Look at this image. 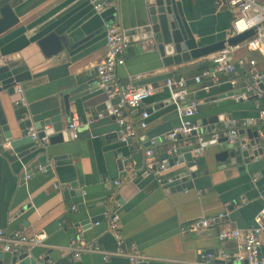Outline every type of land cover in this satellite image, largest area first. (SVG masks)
<instances>
[{"label":"crops","instance_id":"crops-1","mask_svg":"<svg viewBox=\"0 0 264 264\" xmlns=\"http://www.w3.org/2000/svg\"><path fill=\"white\" fill-rule=\"evenodd\" d=\"M107 1L112 6L100 12L93 8L91 0L11 2L18 21L0 35V68L9 66L16 72L28 71L29 77L14 86V90L22 87L21 94L4 96L2 108L7 122L14 125L16 115L26 113L34 123L57 112L65 128L64 98L71 97V117H77L81 125L77 138L67 133L62 143L53 145L35 141L12 149L9 142L0 139V228L9 238L15 232L27 237L46 235L42 243L23 244L18 248L33 254L36 264H132L123 255H110L103 260L102 254L87 250V244L93 242L104 251H113L118 239L128 251L140 252L143 261L138 264H201L202 253L218 255L221 250L235 251L236 243L220 241L218 232L251 227L255 215L264 208V151L246 169L218 161L216 145L212 143L217 135L207 131L202 119L218 114V123L224 131L226 122L230 121L232 129L237 130L249 126L251 120L258 131L256 109L246 100L236 101L231 95L249 83V60L254 58V69L263 72L264 59L259 53L243 48L233 52L237 88L223 73H212L210 57L213 53L165 67L148 38L149 31L145 30L146 0ZM180 1L187 18L205 40L212 41L222 29L229 36L235 10L228 5V0ZM107 21L119 24L130 40L124 63L117 67L115 74L120 83L144 86L136 84L173 72L171 78L186 80L188 100L199 102L193 119L199 120L202 126H197L194 134L180 141L182 148L177 157L182 162L170 166L166 159L167 168L156 174V179L143 181L149 174L144 173L145 164L152 160L145 151L150 148L161 158L168 144L161 140L158 144L150 141V145L145 146L146 131L176 110L173 103L159 105L170 99L165 80L147 84L154 91L140 109L149 112V108H157L149 112L145 129L138 126L140 113L124 112L137 129V135L130 141L121 142L118 129L108 138L92 135L86 125L95 107L109 100L99 89L96 77L97 63L107 50ZM50 31L56 32L64 43L57 53L45 55L37 41ZM196 75H200V82L194 81ZM254 96L255 102L261 101L264 106V91ZM105 113L109 111L102 112ZM169 121L175 126L180 118L177 114ZM215 130L217 128L212 131ZM31 132L37 130L33 128ZM229 132L227 129L224 134L231 140ZM259 136L264 150V137L260 133ZM198 146L202 152L195 156L194 149ZM27 148L33 149L19 157ZM40 156L46 157V164L37 161ZM27 168L29 174L25 173ZM47 168L50 171L47 172ZM132 171L136 172L134 178L126 180ZM180 172L185 173L190 187L166 191L161 181ZM114 180H120L121 184L113 185ZM76 187L82 190L84 209H79L71 196L70 192L74 193ZM220 213L224 217L219 218L215 226L188 230L197 218ZM113 216L118 218L115 230L109 227ZM94 219L98 221L92 222ZM75 248L82 249L79 258L73 257ZM262 251L264 253V236ZM10 255L11 252H5V259Z\"/></svg>","mask_w":264,"mask_h":264},{"label":"built area","instance_id":"built-area-1","mask_svg":"<svg viewBox=\"0 0 264 264\" xmlns=\"http://www.w3.org/2000/svg\"><path fill=\"white\" fill-rule=\"evenodd\" d=\"M93 8L100 12L101 10L110 8L112 4L107 0H91ZM228 5L232 7L233 18L229 29V36H233L247 30L252 29L254 34L237 45H225L222 49L213 53L210 57L211 70L213 74L223 73L227 76L228 82L233 87H239V82L235 76L236 66L232 60L233 52L238 48L246 49L248 52H257L264 59V2L259 3L255 0H228ZM105 40L106 53L100 59L96 66L97 85L99 89L104 92L109 99L118 96L119 103L114 105L111 109L112 115L116 117L119 124L117 130L118 138L121 142H127L132 137L137 135V129L128 115L132 114L134 110L141 107L142 102L152 95L154 89L149 85L132 87L131 85L122 84L116 78L117 67L122 65L125 60V54L130 45L129 37L123 32L119 24L114 21H108L105 25ZM251 68L249 69V83L244 87L237 89L231 95L236 100H247L251 96L263 92L258 87V82L264 77L263 72H257L254 69L255 60H249ZM195 82H200V75L193 77ZM165 86L170 91V99L174 104L177 114L180 118L179 123L171 128L165 135L167 140V154L170 157L178 156L181 152L182 145L180 141L183 138L191 136L197 129V123L193 119L199 102L195 99L188 100L189 90L186 87V80L183 78H167L165 79ZM22 87L17 86L15 92L21 94ZM24 101L23 97L20 98ZM258 109V119L260 128L258 129L261 136L264 137V108ZM149 112L142 111L139 115L138 126L145 129L148 126ZM81 125L77 117H71L69 123L66 124L65 130L70 133L72 138H77L78 129ZM236 134V129L229 132L230 139ZM31 136L38 144L47 142V137H37V132H31ZM201 145L202 139L199 138ZM202 152L201 146L194 149V155L198 156ZM146 156L151 158L144 167V173L159 174L162 170L167 168L166 159H162L155 155L152 149H146ZM179 163V162H176ZM175 163V164H176ZM134 171L130 172L126 180H131L135 176ZM172 178H167L166 181H171ZM113 185L119 186L120 180H114ZM73 209L75 206L72 207ZM224 217L223 213L217 215H210L197 218L192 222L188 230H198L201 228H209L216 225L219 218ZM117 216H113L109 221L111 230H115ZM97 222V221H95ZM254 225L251 227L240 229H225L218 232V239L220 241H234L236 243L235 251L228 253L221 250L218 255L213 253H202L200 255L201 264H264V253L262 251L263 236H264V208L258 211L254 217ZM46 239V235L38 234L32 237H27L15 232L13 237L9 238L3 233L0 228V252H12L19 250L18 248L23 244L36 245L42 243ZM87 250L102 254V259L107 260L110 255H123L128 258L130 263L138 264L143 261V256L136 249L127 250L122 246L121 240L118 239L117 247L113 251H104L97 244L90 242L87 244ZM82 249L75 248L73 257L79 258Z\"/></svg>","mask_w":264,"mask_h":264},{"label":"water","instance_id":"water-1","mask_svg":"<svg viewBox=\"0 0 264 264\" xmlns=\"http://www.w3.org/2000/svg\"><path fill=\"white\" fill-rule=\"evenodd\" d=\"M12 1L13 0H0V35L14 26L18 21L11 5ZM146 4L147 26L145 30L149 31L148 38L157 48L165 67L208 56L222 49L225 45H237L254 34V31L250 29L233 36H227L224 29H222L214 35L212 41H208L203 38L202 34L197 32L191 21L187 18L180 0H146ZM63 43L64 41L54 31H50L37 41L38 46L45 55L57 53L61 49ZM172 76L173 72H165L140 80L136 85H147L152 82L171 78ZM28 77V71L16 72L9 66L0 68V139L9 142V146L12 149H16L20 146L35 142V139L32 138L30 133V130L32 131V129L35 128L37 130V137H47L48 144L53 145L62 143L65 134L68 132L65 130L64 123L61 121V116L57 112L39 119L34 123L31 118L27 117L28 115L26 113L16 115V123L14 125L7 122V117L2 108L4 96L15 95L14 86L17 83L23 82ZM258 87L264 91V77L258 82ZM254 97L256 96H251L252 99ZM71 100H73L71 97L64 98L66 124L69 123L71 119V113L69 111V102ZM119 101L120 98L118 96L111 98L108 100V103L100 107L96 106L94 113L89 114L86 125L92 135H99L104 138L114 135V131L119 128V124L116 117L112 115L110 109L112 106L119 103ZM170 103H172V101L168 99L166 102L159 105L161 107ZM17 104L19 106L21 105L19 100H17ZM156 108L157 106H154L153 108H149L148 111L151 112ZM103 111H109V113L102 114ZM142 111L147 110L140 108L135 110L136 113H141ZM176 115L177 111L174 110L170 114L163 116L161 118V123L148 129L146 131L148 142H146L145 146H149L151 142L158 144L161 140L167 142L165 137H161L171 130L173 126L169 118ZM219 120L218 114H213L202 119V125L206 126L207 131L217 135V137L212 140V143L216 145L217 149L215 158L220 162H225L226 165H239L238 167L240 169H244V167L246 169V167L251 165L254 160H257L264 151L260 146L258 131L253 128L251 125L252 121L250 120L248 121L249 126L239 127L236 130V134L229 140L228 136L224 133L227 129L232 130L233 125L230 121L224 123V129H226L224 131L220 128V124L218 123ZM196 123L198 126H202L199 120H197ZM216 128L217 130L213 132L212 130ZM194 133L195 131L192 134ZM31 149L33 148L24 149L18 156L22 157L27 155ZM161 158L168 159L170 166H174L176 162H182L177 156L169 158L167 153H163ZM53 159L57 160L58 158L54 157ZM37 161L46 164V157L40 156L37 158ZM148 161H150V159ZM46 171H50L49 168H47ZM25 173L29 174L30 169L27 168ZM155 177L156 175H154V173H149L143 181L156 179ZM185 179V173L180 172L169 182L166 180L161 181V185L166 191L182 190L183 188L190 187V182H186ZM73 185H75L74 182ZM74 191V193L70 192L71 196L74 197L73 201L77 203L79 209H84L85 204L81 196V188L76 187ZM95 221L98 220H92V222ZM4 254V252H0V264H36L34 255H30L28 251L14 250L11 252L8 259H5Z\"/></svg>","mask_w":264,"mask_h":264},{"label":"trees","instance_id":"trees-1","mask_svg":"<svg viewBox=\"0 0 264 264\" xmlns=\"http://www.w3.org/2000/svg\"><path fill=\"white\" fill-rule=\"evenodd\" d=\"M255 98H248L247 100H246V102H249L251 105H252V107L254 108V109H256V111H257V115H258V109H257V107H259V108H264V106H263V104L261 103V101H259V102H255Z\"/></svg>","mask_w":264,"mask_h":264}]
</instances>
